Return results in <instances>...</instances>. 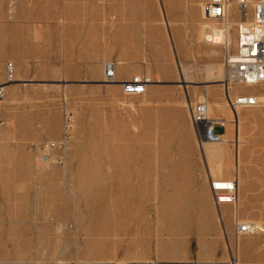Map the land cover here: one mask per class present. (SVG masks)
<instances>
[{
	"label": "rangeland",
	"instance_id": "obj_1",
	"mask_svg": "<svg viewBox=\"0 0 264 264\" xmlns=\"http://www.w3.org/2000/svg\"><path fill=\"white\" fill-rule=\"evenodd\" d=\"M118 1L0 0V264H264V84L225 96L223 41L195 30L209 0H122L133 37L124 46L111 38ZM106 61L118 80L148 78V93L103 84ZM238 94L262 104L232 114L226 100ZM62 98L75 123L58 166L38 147L62 136ZM190 102L239 118L222 174L238 181L236 206L214 205ZM239 223L253 229L237 239Z\"/></svg>",
	"mask_w": 264,
	"mask_h": 264
},
{
	"label": "built area",
	"instance_id": "obj_2",
	"mask_svg": "<svg viewBox=\"0 0 264 264\" xmlns=\"http://www.w3.org/2000/svg\"><path fill=\"white\" fill-rule=\"evenodd\" d=\"M230 12V18L237 23L225 26L220 22V13ZM203 20L205 22H218L224 25L227 34H233L230 44H224L222 54V68L224 71L223 84H231V91H237L244 86H260L264 84V0H209L203 6ZM231 32V33H230ZM14 65L9 64L7 76L11 79ZM105 85H119L124 97L144 96L150 86L145 76H133L129 80H118L117 64L107 61L103 64L102 80ZM236 86L237 88H233ZM4 87L0 86V100L4 98ZM226 96V93H225ZM64 110V122L62 136L58 141L47 142L38 150V159L45 163L62 166L66 161V154L71 143L74 130V118L66 108L67 101L62 98ZM227 107L232 112L239 108H252L260 106L261 99L254 94H238L236 100H226ZM189 121L197 131L200 143H220L223 140L225 126L223 123L211 118L209 108L205 102H190L187 105ZM217 127L223 128L219 133ZM210 191L217 207L233 206L238 201V183L229 179H210ZM253 227L249 224L236 225V237L247 236V232ZM235 263V257H232ZM96 264H113L110 262H98ZM135 264H219L218 262H206L190 260L187 262H164L148 260ZM231 264V263H230Z\"/></svg>",
	"mask_w": 264,
	"mask_h": 264
},
{
	"label": "bare ground",
	"instance_id": "obj_3",
	"mask_svg": "<svg viewBox=\"0 0 264 264\" xmlns=\"http://www.w3.org/2000/svg\"><path fill=\"white\" fill-rule=\"evenodd\" d=\"M252 1H255V0H252ZM205 4V3H204ZM204 4L202 5V9H201V12H202V19H203V6H204ZM119 12H120V17L123 19H120L121 21H126V18H127V12H129V10L128 9H126V8H124V9H119ZM124 13L126 14V15H124ZM96 17V16H98V14L97 15H95V14H93L92 15V18L93 17ZM116 20L117 21H119V17H118V15H117V17H116ZM220 22H224V25L225 26H232L231 24H236L237 22L236 21H234V20H232V18H230V12H221L220 13ZM218 23V22H217ZM219 24V26H220V28H218V29H215V30H211V27H210V25H211V22H205L204 23V26H203V30H204V36H203V40H205L206 41V43H209V44H218L220 41H223L222 42V45H223V47H224V44H230L231 43V34H227L226 33V31H225V28H224V25L223 24H220V23H218ZM202 25H203V23H202ZM89 28V30L91 31H93V32H96L95 30V28L93 27V26H89L88 27ZM210 32V33H209ZM231 33V32H230ZM208 34H210V35H208ZM120 41H122V42H124V43H122L121 44V46L123 45H125V42H127L126 40H120ZM199 41H201V40H199ZM198 41V42H199ZM213 53V52H212ZM107 62V61H106ZM105 63V62H104ZM223 69V68H222ZM14 71V70H13ZM183 72V71H182ZM185 79V78H184ZM149 80V79H148ZM187 81V80H186ZM12 82H14V73H13V75H12V77H11V79L9 78V76H8V83H12ZM188 82V81H187ZM223 82H224V71H223ZM222 82V83H223ZM149 83H150V80H149ZM189 83H191V82H189ZM117 85V84H116ZM119 86V85H118ZM234 87H236V86H234ZM233 87V88H234ZM244 87H253V86H244ZM223 88H224V91H225V93H227V94H229L230 92H231V84H223ZM4 90H5V88H4ZM237 99V96H235V97H233V98H231V97H229L228 98V100H236ZM261 99V98H260ZM263 99V98H262ZM263 101H264V99H263ZM206 103V102H205ZM264 104V103H263ZM189 105V104H188ZM207 105H208V108H209V112H210V116H212L213 115V112H212V107H211V105L209 104V103H207ZM225 105V104H224ZM227 105V104H226ZM215 106V105H214ZM219 106V105H218ZM221 107V106H220ZM258 107V106H257ZM223 108V107H222ZM221 108V109H222ZM252 108H255V107H252ZM225 109V108H224ZM229 109V108H228ZM240 109H248V108H239V109H237V111L238 110H240ZM225 111V110H224ZM231 111V110H230ZM237 111L236 112H232V114L233 113H237ZM188 115H189V112H188ZM235 116V115H234ZM211 118H213V117H211ZM213 119H215V118H213ZM223 119V118H222ZM215 119L216 121H218V122H220V123H223V125L225 126V129H227V131H228V128H229V126H230V124H236V140H237V143H239V140H240V130H241V128H240V125H239V118L237 117V119L235 120V122L234 121H230V120H227V119ZM243 123V122H242ZM235 127V126H234ZM226 131V130H225ZM231 135V134H230ZM227 136H228V132L226 133V136L223 134V140H222V142H220V143H204L205 144V149L207 150V152H206V155L209 157V159H210V162H211V164L215 167V169L217 170V172H219V173H223V168H224V159H225V156H226V152H227V149L224 147V146H226L227 144H228V141H227ZM230 137V136H229ZM232 138H233V136H232ZM209 144V146H207ZM236 146V145H235ZM240 146V145H239ZM234 148V147H233ZM237 149H238V146H237ZM236 154V153H235ZM235 157V156H234ZM236 158V157H235ZM235 160V159H234ZM235 162V161H234ZM237 164V163H236ZM236 166V165H235ZM228 167V166H227ZM238 168V167H237ZM237 170H239V169H237ZM213 179V178H212ZM214 180H217V179H214ZM234 180H236V179H234ZM237 181V180H236ZM237 183H238V181H237ZM209 189H210V187H209ZM238 190H239V185H238ZM211 192V191H210ZM214 201V200H213ZM238 202H239V198H238V201H237V203L235 204V205H233V206H236L237 204H238ZM214 205H215V203H214ZM216 206V205H215ZM224 206H226V205H224ZM217 207V206H216ZM222 207V206H221ZM218 208H220V207H218ZM99 262H110V261H99ZM182 262H187V261H182ZM96 263H98V262H96ZM96 263H94V264H96ZM110 263H113V262H110ZM231 264H234V263H232V262H230ZM113 264H115V263H113ZM117 264H122V263H117ZM125 264V263H124ZM225 264V263H224ZM227 264V263H226ZM229 264V263H228ZM235 264H237V262H235Z\"/></svg>",
	"mask_w": 264,
	"mask_h": 264
},
{
	"label": "crops",
	"instance_id": "obj_4",
	"mask_svg": "<svg viewBox=\"0 0 264 264\" xmlns=\"http://www.w3.org/2000/svg\"><path fill=\"white\" fill-rule=\"evenodd\" d=\"M204 4V3H203ZM202 4V5H203ZM117 9H116V12H115V17H114V21H113V26L115 27V30L113 31V34H112V37L111 38H113L114 40H118V41H120V40H126V41H130V42H132V40H133V37H132V32H131V23L129 22V20H128V18H129V12H127V18H126V21H121L120 19H122L119 15H120V12H119V9H124V8H126V9H128L127 8V6H125L124 4H123V1L122 0H119L118 1V3H117V7H116ZM201 13V15H200V17H202V12H200ZM93 14V13H92ZM94 14L95 15H97L98 13L97 12H94ZM101 13H99L98 14V16L100 15ZM117 15H118V17H119V21H117L116 20V17H117ZM124 15H126L125 13H124ZM102 16H106V14H105V12H103L102 13ZM97 17V16H96ZM94 18H95V16H94ZM123 20V19H122ZM205 23V22H204ZM204 23H203V26H204ZM203 26H202V23H197L196 24V27H195V30H196V34H197V37L200 35V33H201V29L203 28ZM127 28V32H124V28ZM129 28V29H128ZM97 30V29H96ZM105 31V30H104ZM98 32V31H97ZM110 38V39H111ZM180 39H183V38H180ZM131 45V44H130ZM123 46V45H122ZM129 49H130V46H129ZM128 71L129 70H127V73H128ZM120 82H121V80H119ZM124 81V80H123ZM217 104V103H216ZM226 133H227V129H226V131L224 132V135L226 136ZM205 145V144H204ZM206 152H207V150L206 149H204V156H205V158H208V160H209V163H210V167H213V169L211 170V168H210V171H211V173H210V176H212L213 178L214 177H219V178H221V179H223L222 178V174L223 173H219V172H217V170L215 169V167L211 164V162H210V159H209V157L206 155ZM238 198H239V195H238ZM230 264V263H229Z\"/></svg>",
	"mask_w": 264,
	"mask_h": 264
}]
</instances>
